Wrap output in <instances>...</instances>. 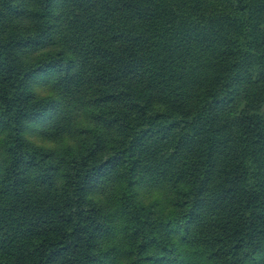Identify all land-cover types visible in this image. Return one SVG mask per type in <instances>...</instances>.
<instances>
[{"label":"trees","instance_id":"1","mask_svg":"<svg viewBox=\"0 0 264 264\" xmlns=\"http://www.w3.org/2000/svg\"><path fill=\"white\" fill-rule=\"evenodd\" d=\"M0 264H264V0H0Z\"/></svg>","mask_w":264,"mask_h":264},{"label":"rangeland","instance_id":"2","mask_svg":"<svg viewBox=\"0 0 264 264\" xmlns=\"http://www.w3.org/2000/svg\"><path fill=\"white\" fill-rule=\"evenodd\" d=\"M31 136H32V134H31ZM143 195H145V196H146V193H143ZM141 196H142V193H141Z\"/></svg>","mask_w":264,"mask_h":264}]
</instances>
